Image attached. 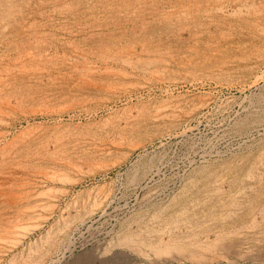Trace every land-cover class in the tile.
<instances>
[{"label": "rangeland", "instance_id": "obj_1", "mask_svg": "<svg viewBox=\"0 0 264 264\" xmlns=\"http://www.w3.org/2000/svg\"><path fill=\"white\" fill-rule=\"evenodd\" d=\"M241 2L0 0V264H264V0Z\"/></svg>", "mask_w": 264, "mask_h": 264}, {"label": "bare ground", "instance_id": "obj_2", "mask_svg": "<svg viewBox=\"0 0 264 264\" xmlns=\"http://www.w3.org/2000/svg\"><path fill=\"white\" fill-rule=\"evenodd\" d=\"M242 1H243V0H242ZM148 2H149V1H148ZM240 2H241V0H240ZM121 3H122V2H121ZM238 3H239V2H238ZM241 3H242V2H241ZM124 4H125V2H124ZM128 4H129V3H128ZM181 6H182V5H181ZM125 7H127V5H126ZM128 8H129V7H128ZM176 8H177V7H176ZM196 8H197V7H196ZM186 9H187V8H186ZM176 10H177V9H176ZM176 10H175V11H176ZM182 11H183V10H182ZM148 13H149V12H148ZM177 13H178V11H177ZM184 17H185V16H184ZM146 43H147V42H146ZM145 46H146V45H145ZM142 49H143V48H142ZM145 49H146V48H145ZM128 51H129V50H128ZM120 52H121V51H120ZM139 58H140V57H139ZM0 90H1V89H0ZM0 112H1V111H0ZM238 191H239V190H238ZM241 191H242V190H241ZM220 196H221V195H220ZM195 197H196V196H195ZM214 198H215V197H214ZM249 198H250V197H249ZM261 201H262V200H261ZM258 203H259V202H258ZM230 204H231V203H230ZM236 204H237V203H236ZM263 204H264V203H263ZM233 207H234V206H233ZM240 209H241V208H240ZM227 210H228V209H227ZM184 211H185V210H184ZM236 211H237V210H236ZM203 213H204V212H203ZM258 213H259V212H258ZM253 214H254V213H253ZM254 215H255V214H254ZM257 215H258V214H257ZM260 215H261V213H260ZM221 216H222V215H221ZM243 216H244V215H243ZM224 217H225V216H224ZM212 218H213V216H212ZM9 220H10V219H9ZM214 220H215V219H214ZM4 221H5V220H4ZM208 221H209V220H208ZM225 221H226V220H224V222H225ZM260 221H262V220H260ZM263 221H264V220H263ZM256 222H257V221H256ZM7 223H8V222H5V224H7ZM9 223H11V222H9ZM9 223H8V224H9ZM249 223H250V222H249ZM251 223H252V222H251ZM249 225H250V224H249ZM4 226H5V225H4ZM224 226H225V225H224ZM247 226H248V225H247ZM251 226H252V225H251ZM260 226H261V225H260ZM9 227H11V226H9ZM9 227H8V229H11V228H12V227H11V228H9ZM193 227H194V226H193ZM236 227H237V226H236ZM243 227H244V225H243ZM243 227H242V228H243ZM0 228H3V227H0ZM169 228H170V227H169ZM5 229H7V225H6V228H5ZM236 229H237V228H236ZM236 229H235V231H236ZM239 229H240V228H239ZM3 230H4V229H3ZM221 230H222V229H221ZM229 230H230V229H229ZM233 230H234V228H233ZM4 231H5V230H4ZM7 231H9V230H7ZM11 231H12V230H11ZM170 231H171V230H170ZM9 232H10V231H9ZM136 232H137V231H136ZM158 232H159V231H158ZM161 232H163V231H161ZM249 232H250V231H249ZM5 233H6V232H5ZM11 233H12V232H11ZM130 233H131V232H130ZM163 233H164V232H163ZM234 233H235V232H234ZM225 234H226V233H225ZM235 234H236V233H235ZM125 235H126V234H125ZM133 235H135V234H133ZM133 235H132V236H133ZM194 235H195V234H194ZM219 235H220V234H219ZM239 235H240V234H239ZM263 235H264V234H263ZM126 236H127V237H126L125 240H127V239H128V240L132 239V238L129 239V238H128V235H126ZM130 236H131V235H130ZM130 236H129V237H130ZM213 236H214V235H213ZM256 236H257V235H256ZM136 237H137V236H136ZM192 237H193V236H192ZM122 238H123V237H122ZM185 238H186V237H185ZM222 238H223V237H222ZM251 238H252V237H251ZM120 239H121V238H120ZM120 239H119V240H120ZM123 239H124V238H123ZM178 239H179V238H178ZM246 239H248V238H246ZM117 240H118V239H117ZM117 240H116V242H117ZM121 240H122V239H121ZM125 240H124V241H125ZM134 240H135V239H134ZM176 240H177V239H176ZM203 240H204V239H203ZM258 240H259V239H258ZM132 241H133V240H132ZM132 241H130V243H131ZM136 241H137V240H136ZM200 241H201V240H200ZM211 241H213V240H211ZM235 241H236V240H235ZM239 241H241V240H239ZM254 241H255V240H254ZM122 242H123V241H122ZM171 242H172V241H171ZM174 242H175V241H174ZM215 242H216V241H215ZM231 242H234V241H231ZM231 242H230V243H231ZM241 242H242V241H241ZM134 243H135V242H134ZM134 243H133V244H134ZM166 243H167V242H166ZM181 243H182V242H181ZM208 243H209V242H208ZM208 243H207V244H208ZM218 243H219V242H218ZM254 243H255V242H254ZM256 243H257V242H256ZM115 244H116V243H115ZM119 244H121V243H119ZM123 244H125V243H123ZM141 244H142V243H141ZM149 244H150V243H149ZM175 244H176V243H175ZM192 244H193V243H192ZM192 244H191V245H192ZM195 244H196V243H194V246H195ZM198 244H199V243H198ZM210 244H212V243H210ZM210 244H209V246H210ZM215 244H216V243H215ZM222 244H224V243H222ZM226 244H227V243H226ZM226 244H225V245H226ZM228 244H229V243H228ZM240 244H241V243H240ZM121 245H122V244H121ZM134 245H135V244H134ZM200 245H201V243H200ZM232 245H234V244L232 243ZM117 246H118V245H117ZM130 246H131V245H130ZM151 246L153 247V245H151ZM151 246L149 245V248H151ZM156 246H158V245H156ZM160 246H161V245H160ZM162 246H163V245H162ZM165 246H166V245H165ZM168 246H169V248H171L170 245H168ZM176 246H178V245L176 244ZM182 246H183V245H182ZM182 246H181V247H182ZM198 246H199V245H198ZM202 246H203V245H202ZM202 246H200V247H202ZM212 246H213V245H212ZM226 246H227V245H226ZM226 246H224V247H226ZM131 247H132V246H131ZM131 247H129V248H131ZM146 247H147V246H146ZM154 247H155V246H154ZM158 247H159V246H158ZM158 247H157V249H158ZM166 247H167V246H166ZM173 247H174V246H173ZM186 247H187V246H186ZM203 247H204V246H203ZM224 247H223V248H224ZM132 248H133V247H132ZM155 248H156V247H155ZM159 248H161V247H159ZM167 248H168V247H167ZM184 248H185V247H184ZM184 248H183V249H184ZM207 248H208V247H206V250L208 251ZM211 248H213V247H211ZM211 248H210V249H211ZM236 248H237V247H236ZM239 248H240V247H239ZM259 248H260V247H259ZM153 249H154V248H152V249H150V250H153ZM157 249H155V251H156ZM164 249H165V247H164ZM175 249H176V248H174V250H175ZM177 249H178V248H177ZM177 249L175 250V252L178 251ZM185 249H186V248H185ZM185 249H184V251H185ZM227 249H230V248H227ZM233 249H234V248H233ZM132 250H133V249H132ZM159 250H161V249H159ZM159 250H158V252H159ZM174 250H173V251H174ZM202 250H205V248H204V249L202 248ZM206 250H205V252H206ZM213 250H215V248H214ZM257 250H259V249H257ZM140 251H141V250H140ZM161 251H162V250H161ZM161 251H160V252H161ZM224 251H225V250H224ZM231 251H233V250H231ZM234 251H235V250H234ZM238 251H239V249H238ZM238 251H237V252H238ZM105 252H106V251H105ZM145 252H146V251H145ZM156 252H157V251H156ZM169 252H170V251H169ZM169 252L167 251V253H169ZM171 252H172V251H171ZM171 252H170V253H171ZM178 252H179V251H178ZM190 252H191V251H190ZM192 252H193V251H192ZM192 252H191V253H188V254L191 255V256H188V254H187V256H188L189 258H190V257H193V256L195 257V254H194L195 252H194V253H192ZM200 252H201V251H200ZM237 252H236V253H237ZM163 253H165V252H163ZM181 253H183V252H181ZM233 253H235V252H233ZM140 254H141V253H140ZM146 254H147V253H146ZM155 254H156V253H155ZM178 254H180V252H179ZM183 254H184V253H183ZM193 254H194V255H193ZM209 254H210V253H209ZM216 254H217V253H216ZM220 254H221V253H220ZM220 254H219V255H220ZM239 254H240V253H239ZM181 255H182V254H181ZM228 255H229V254H228ZM155 256H156V255H155ZM158 256H159V254H158ZM161 256H162V255H161ZM161 256H160V258H161ZM167 256H168V255H167ZM194 257H193V259H194ZM197 257H198V256H197ZM203 257H204V256H203ZM220 257H221V256H220ZM223 257H224V256H223ZM155 258H156V257H155ZM157 258H158V257H157ZM188 260H189V259H188ZM197 260H198V259H197ZM27 263H28V262H27ZM76 263H77V264H93V259H92V258L87 259V258L81 257V258L77 259V262H76ZM102 263H103V262H102ZM117 263H118V262H117ZM156 263H157V262H156ZM203 263H204V262H203ZM206 263H207V262H206ZM204 264H205V263H204Z\"/></svg>", "mask_w": 264, "mask_h": 264}]
</instances>
